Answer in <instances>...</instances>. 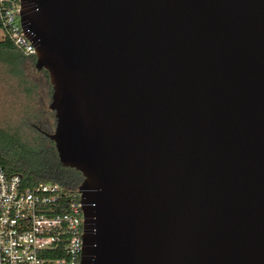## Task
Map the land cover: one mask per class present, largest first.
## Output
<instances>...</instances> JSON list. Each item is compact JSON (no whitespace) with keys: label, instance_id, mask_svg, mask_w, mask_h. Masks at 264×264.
Here are the masks:
<instances>
[{"label":"water","instance_id":"water-1","mask_svg":"<svg viewBox=\"0 0 264 264\" xmlns=\"http://www.w3.org/2000/svg\"><path fill=\"white\" fill-rule=\"evenodd\" d=\"M20 2L81 264H264V0Z\"/></svg>","mask_w":264,"mask_h":264},{"label":"built area","instance_id":"built-area-1","mask_svg":"<svg viewBox=\"0 0 264 264\" xmlns=\"http://www.w3.org/2000/svg\"><path fill=\"white\" fill-rule=\"evenodd\" d=\"M20 0H0V33L26 59L35 46L21 24ZM80 194L57 183L27 188L0 164V264H81Z\"/></svg>","mask_w":264,"mask_h":264},{"label":"trees","instance_id":"trees-1","mask_svg":"<svg viewBox=\"0 0 264 264\" xmlns=\"http://www.w3.org/2000/svg\"><path fill=\"white\" fill-rule=\"evenodd\" d=\"M25 60L10 42L0 41V63L7 65L10 73L21 77ZM44 74L47 78L46 72ZM49 90L51 95L50 85ZM0 164L6 174L21 176L22 184L27 188L40 183H57L66 190H76L82 181L79 172L59 164L53 144L40 135L29 143L22 141L18 135L0 131Z\"/></svg>","mask_w":264,"mask_h":264},{"label":"rangeland","instance_id":"rangeland-1","mask_svg":"<svg viewBox=\"0 0 264 264\" xmlns=\"http://www.w3.org/2000/svg\"><path fill=\"white\" fill-rule=\"evenodd\" d=\"M49 98L45 76L24 70L21 77H16L7 65L0 63V131L18 135L22 141L31 143L36 135L27 127L29 122L44 123L43 127L48 125L52 129L54 118L48 109Z\"/></svg>","mask_w":264,"mask_h":264},{"label":"flooded vegetation","instance_id":"flooded-vegetation-1","mask_svg":"<svg viewBox=\"0 0 264 264\" xmlns=\"http://www.w3.org/2000/svg\"><path fill=\"white\" fill-rule=\"evenodd\" d=\"M28 60L30 59H26L25 62L23 63L22 65V71H26V70H29V71H32V72H36L38 74H42L43 76H45L44 74V71H41V72H38L35 70L34 68V64L32 65V63H30ZM35 62V61H34ZM33 62V63H34ZM46 77V76H45ZM48 79V78H47ZM47 83V81H46ZM52 114V112H51ZM53 116V114H52ZM54 120V119H53ZM55 124V121L53 122ZM29 124V128H31L33 130V133L36 134V135H40L42 136L43 138H47V135L52 133V130L54 128V125H53V128H49V126H44L43 127V124H41L40 122H38V124H32V123H28ZM41 124V125H40ZM45 125V124H44ZM48 139V138H47Z\"/></svg>","mask_w":264,"mask_h":264}]
</instances>
